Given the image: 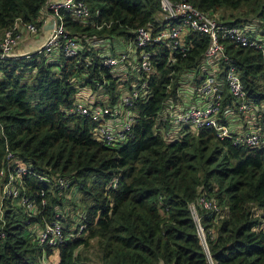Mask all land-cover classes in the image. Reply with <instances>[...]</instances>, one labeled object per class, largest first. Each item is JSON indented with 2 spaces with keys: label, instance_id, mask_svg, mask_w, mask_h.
Instances as JSON below:
<instances>
[{
  "label": "trees",
  "instance_id": "16d2710c",
  "mask_svg": "<svg viewBox=\"0 0 264 264\" xmlns=\"http://www.w3.org/2000/svg\"><path fill=\"white\" fill-rule=\"evenodd\" d=\"M83 1L94 23L83 25L67 17V29L81 36L83 44L84 38L110 40L114 56L123 52L116 42L129 43L137 27L156 25L160 8L159 0ZM184 1L206 12L229 10L230 18H220L235 24L250 21L247 16L252 15L264 31V0ZM45 2L0 0V39L16 22L39 23ZM187 39L191 47L184 57L178 52L168 57L163 51L154 57L157 73L146 78L151 94L135 101L136 122L128 138L115 145L94 140L91 129L97 123L71 108L83 85H101L107 102L117 103L122 89L138 80L132 63H125L122 73L129 70V75L121 81L116 67L102 65L99 48L84 46L73 57L59 53L54 61L49 52L0 61V165L8 151L32 165L23 178L25 190L35 201L44 191L47 200L41 213L30 217L6 201L0 213V264H39L53 253L57 264H208L189 208L201 195L223 215L215 221L214 213L198 208L214 264H264V148L233 145L207 128L176 141L164 139L169 122L160 118L163 103L177 98L179 80L208 45V38L196 33ZM224 44L241 66L250 97L264 100L260 53ZM39 175L65 177L68 187L59 189L56 181ZM71 186L83 195L84 231L56 248L38 245L30 237L34 223L58 220L70 232L74 222L70 225L59 212L61 193ZM252 209L262 210V218ZM93 239L95 262L79 250Z\"/></svg>",
  "mask_w": 264,
  "mask_h": 264
},
{
  "label": "built area",
  "instance_id": "2783aa9c",
  "mask_svg": "<svg viewBox=\"0 0 264 264\" xmlns=\"http://www.w3.org/2000/svg\"><path fill=\"white\" fill-rule=\"evenodd\" d=\"M159 4L156 25L148 23L137 27L126 51H118L120 53L114 56L110 54V40L84 38L83 44L79 40L81 36L78 37L67 29V17L83 25L94 23L89 7L83 0H46L39 12V23L16 22L4 32L0 39V61L17 57L29 58L43 52H49L50 61H54L59 53L73 57L86 46L101 49L102 65L116 67L118 73L126 69V62L132 63L138 80L128 89H122L117 103L111 105L107 99H93L91 94L83 91L78 93L75 105L71 108L74 113L89 116L97 123L91 129L94 140L115 145L128 138L131 127L136 122L135 101L146 99L151 94L146 78L157 73L154 57L160 51L168 57L174 52L184 57L191 47L187 39L189 34L206 36L207 48L199 62L189 68L179 80L177 98L163 103L160 118L169 122L168 130L164 132L165 141H176L189 131L207 128L213 130L217 138L229 139L233 145L264 148V100L255 102L250 97L241 79V66L226 51L224 44L227 41L236 47L257 51L264 63V31L259 20H252L257 22L255 28L246 27L221 19L215 13L203 11L184 0H159ZM43 27L47 29V35L34 51H18L24 33L36 35ZM258 27L262 34L256 31ZM170 61L168 59L167 62L171 63ZM134 64H137L139 70ZM101 88L99 85L95 90L100 91ZM31 168L32 165L24 163L15 153L7 152L0 165V213L8 199L13 205L21 207L29 217L38 215L44 209L47 204L44 191L37 194L40 199L35 201L23 185V178L31 174ZM39 178L50 183L56 181L59 189H65L69 184L65 177L54 176L50 180L39 175ZM199 207L214 213L217 216L215 221L223 217L222 210L203 195L189 206L208 264H214ZM85 219L86 213H80L67 234L61 221L54 220L43 225L34 223L30 226V237L40 246L56 248L69 238L79 237L85 229Z\"/></svg>",
  "mask_w": 264,
  "mask_h": 264
},
{
  "label": "rangeland",
  "instance_id": "374dc122",
  "mask_svg": "<svg viewBox=\"0 0 264 264\" xmlns=\"http://www.w3.org/2000/svg\"><path fill=\"white\" fill-rule=\"evenodd\" d=\"M241 12L237 13L236 15H239ZM213 13H215L218 17L230 18L229 16H232L231 11L223 10V9L217 10L216 12H213ZM156 15H158V13ZM248 18L251 20L243 25H245L246 27L248 26L254 27L257 22L252 21V20H255V18L252 15L247 16V19ZM256 31H258L259 33L262 32L260 27H258ZM262 35L264 36V34ZM116 44H118L122 50L126 51V47L128 43L125 44V48H124L122 41H118L116 42ZM131 52L133 53V48H131ZM134 65L136 66L137 70H139V68L137 67V64H134ZM128 75H129V70L127 74L118 73V76H120L119 78L121 81H124ZM133 75L134 77L137 76L135 73ZM120 86H123V83H121ZM83 91L86 92V94L88 95L90 92L91 93L90 96L91 97L93 96V99H100V101H106L107 95L104 93L103 88H101L99 91V90L92 89L89 85H83V86H80V88H78V93L83 92ZM61 194H62L63 206L60 208L61 211L59 213H64V217H66L67 222L70 223V225H72V223L75 222L76 219L78 218V215L82 213L84 210V204L82 202L83 195L77 190L75 186H71L68 191H64ZM252 210L256 212V213L254 212L256 217L262 218V210L260 211H258L259 209H255V210L252 209ZM227 215L228 213L226 212L225 216ZM62 224H64V222H62ZM259 227L260 226L258 225L257 228ZM79 250L83 256L90 258V260L94 262L96 261L97 242L95 239L90 241V245L88 247H85V248L80 247ZM43 257L41 258V261L39 264H57L58 258L56 254L53 253L45 259H43Z\"/></svg>",
  "mask_w": 264,
  "mask_h": 264
},
{
  "label": "crops",
  "instance_id": "0c3cea01",
  "mask_svg": "<svg viewBox=\"0 0 264 264\" xmlns=\"http://www.w3.org/2000/svg\"><path fill=\"white\" fill-rule=\"evenodd\" d=\"M47 29L43 27L36 35H27L24 33V39L18 45V51H34L35 48L40 45L47 35ZM89 94H91L89 92ZM260 211V210H258Z\"/></svg>",
  "mask_w": 264,
  "mask_h": 264
}]
</instances>
